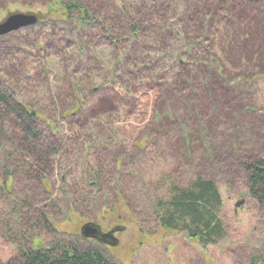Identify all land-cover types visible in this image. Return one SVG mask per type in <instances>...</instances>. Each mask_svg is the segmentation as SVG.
I'll list each match as a JSON object with an SVG mask.
<instances>
[{"label":"trees","instance_id":"trees-1","mask_svg":"<svg viewBox=\"0 0 264 264\" xmlns=\"http://www.w3.org/2000/svg\"><path fill=\"white\" fill-rule=\"evenodd\" d=\"M170 1L41 0V4L46 7L45 12L39 11V21L26 29L47 27L51 30L52 27L61 26L65 31L63 35L56 39L51 31L44 43L38 41L35 44L34 50L41 53L49 45L67 49L73 40L77 44L76 55H72L74 69L84 57L92 60V56H87L90 53L84 50L86 47L91 51V47L86 44H92L96 37L104 36L113 50L115 68L121 74L112 71L110 79L96 87L92 86L89 94L98 92L103 107L114 105L116 100L134 109L141 91L161 87L159 80L163 73L147 80H143L142 73L155 70L157 61L164 58V41L172 34L171 29L178 26L185 37L184 51L170 61L178 66L174 83L177 91H188L186 94L190 96L200 92L208 94L212 112L219 115L222 108L216 105L218 97L225 100L232 97L236 85L227 81L221 59L210 54L211 39L217 37L215 17L223 14V17L226 16L223 19H228L226 21L229 24L234 22L230 19L234 13L237 27L232 29L255 30L257 38L253 39L250 31L245 39H239L235 44L230 42V47L234 53L247 51V44L251 48L257 47L254 56L261 61L264 59V0H178V9L172 11L169 17L174 22L169 26L167 14ZM7 8V0H0V10ZM192 30L196 33L195 38L189 35ZM4 36H0V39ZM151 47L156 51L154 60L150 59L153 52ZM30 55L24 53L20 58L27 60ZM195 57H198L197 64L200 66L195 69L204 73L199 82H195L194 69L187 62ZM27 64L18 62L13 53H7L6 50L0 52V236L9 240L15 250V255L5 264H115L101 249L83 246L78 242L81 237L90 239L82 236L81 229V237L77 235V241H51L45 244L41 240V233L48 234L57 228L56 224L62 223L58 219L59 212L67 210L71 214L77 203L83 212L96 207L94 215L97 220L92 221L94 223L107 221L106 215L109 213L125 215L128 211L133 215L134 209H131L133 207L128 197L121 192L113 194L111 200H99L101 195L98 197L97 193L104 189L102 172L97 165H91L89 159L99 157L103 152L112 150V147L103 138L102 121L100 124L93 122L94 108L86 109L85 95L69 79L67 88L73 93L68 97L71 99L68 103L61 86L57 84L55 90L50 86L48 73L44 75L35 69V73L31 74V69L25 68ZM259 74L251 80L255 76L259 78ZM33 75L38 80L42 78L47 88L46 99L37 97L31 98V102L25 101L24 84L32 82ZM236 82L244 84L248 80L238 79ZM29 93L35 94L32 89ZM104 94L105 98L106 95L110 98L105 100ZM234 101H240L238 96ZM253 107L252 102L231 107L226 112V119H232L233 122L235 119L255 117L253 112L259 111ZM128 114L129 111H122V118L126 120ZM164 116L163 119L169 118L167 114ZM195 119L201 118L197 116ZM198 122L199 127L196 129L189 121L181 128L187 145L204 133L203 125ZM98 138L102 143L96 145L94 142ZM142 138L133 141L134 149L145 146L150 138L149 133ZM253 138L260 148L248 144L244 150L235 143L228 149L214 142L205 144L200 165L202 171L186 182L166 180L164 192L155 197L152 206L158 223L164 228L185 233L203 247L224 240L227 231L221 218L222 195L212 177L214 175L209 173L211 171H203L205 167H217L215 170L218 173L240 175L249 196L264 207V125L260 126ZM222 151L225 152L224 158ZM114 159L119 161V158ZM72 162L82 165V188L77 187L71 178L68 168ZM224 183L231 186V178H226ZM83 212L81 217H84ZM124 215L120 216L119 222H123Z\"/></svg>","mask_w":264,"mask_h":264},{"label":"rangeland","instance_id":"rangeland-1","mask_svg":"<svg viewBox=\"0 0 264 264\" xmlns=\"http://www.w3.org/2000/svg\"><path fill=\"white\" fill-rule=\"evenodd\" d=\"M129 1L132 0H127ZM7 3L9 8L0 10V21L13 12L44 13L46 10L41 0H7ZM176 9H178V0H171L167 14L168 25L174 22L169 17ZM236 17L234 13L231 15L230 19L234 22L229 23L230 25L227 24L228 19H223L226 18L223 14L215 17V34L218 38L213 37L209 47L210 54L220 58L224 64L227 81L233 86L236 85L232 97L229 96L227 100L218 97L216 105L222 108V113L219 115L212 112V106L209 105L211 97L208 94L200 92L198 95L190 96L186 94L188 91H177L174 83L178 66L170 61L175 60L179 53L184 51L185 37L181 35L178 26H175L176 29H171L172 34L164 41L165 48L162 51L164 58L157 61L155 70L142 73L143 80L163 73V77L161 75L159 80L161 87L141 91L137 107L134 109L129 104L116 100L114 105L103 107L98 92L89 94L92 86L96 87L97 84L110 79L112 71L115 70L117 75L121 74V71L115 68L113 50L104 36L96 37L92 44H86L91 47H89L91 51L86 47L84 50L90 53L87 56H92V60L84 57L75 69L72 55H76L77 44L73 40L67 49L45 45L47 47L44 46L45 49L41 53L34 50L35 44L38 41L44 43L51 31L56 35V39L63 35L65 31L61 26L54 29L52 27L51 30L47 27H38L35 30L22 28L0 39V52L6 50L7 53H13L18 62H27L25 68L31 69V74L35 73V69L44 75L48 73L51 79L50 86L53 88L57 84L61 86V92L67 97L68 103L71 100L68 97L73 93L67 88L69 79L75 83L78 90L82 91L85 95L86 109L94 108L93 122L100 124L102 121L103 138L109 143L107 145L112 147V150L103 152L99 157L89 159L91 165L95 167L97 165L102 172L104 189L97 193L98 197L101 195L99 200H111L113 194L121 192L128 197L133 207L131 209H134L133 215L128 211L125 215L107 214L106 219L110 220L108 223L106 220L96 221L104 233L112 232L111 244L92 238L81 239L82 225L97 220L94 215L97 209L93 206L89 212H83L81 205L77 203L71 214L67 210L59 212L58 219L62 223L56 224V229H52L48 234L41 233V240L45 244L51 241L55 243L77 241L78 235L81 237L78 240L81 245L101 249L115 264H254L255 261L256 264H264V207L258 205L249 196L247 186L240 175L218 173L215 170L217 167L215 169L205 167L203 170L205 172L209 170L210 175H214L212 177L216 180L223 199L221 218L227 234L224 240L216 245L203 247L185 233L162 227L156 220L152 206L155 197L164 192L166 180L186 182L198 171H202L200 165L205 144L214 142L220 147L230 149L236 143L244 150L248 144L261 147L256 144L253 137L260 126L264 125V59L261 61L255 59L257 47L251 48L250 44H247V51L244 52L234 53L231 50L230 42L235 44L237 40L245 39L251 31V29H232L237 27ZM255 33H257L255 30L251 31L253 39L257 38ZM189 35L195 38L196 33L192 30ZM245 46L246 43L243 47ZM150 50L153 51L150 59L154 60L155 48L151 47ZM24 53L31 54L27 60L20 58ZM197 60L198 57H195L187 61L194 69V80L195 78L197 80L195 82H199L204 77L202 70L195 69L200 67ZM164 71H166L165 75ZM257 73L261 76L259 78L255 76L251 80ZM246 78L247 83L236 82L238 79ZM31 79L32 82L24 84L25 101L31 102V98L37 97L46 99L47 88L41 81L42 78L38 80L33 75ZM31 89L34 95L29 93ZM236 96L240 101H234ZM103 97L105 100L110 98L107 95L105 98V94ZM242 101L254 103L253 109L257 107L259 112H253L255 117L252 118L228 121L226 112L231 107L236 108L242 104ZM125 110L129 111L126 120L122 118V111ZM165 114L169 115V118L163 119ZM197 116L201 119H195ZM188 121L195 129L199 127L198 121H200L204 129V133L199 134L189 145L181 131ZM148 133L150 138L145 146L134 149L133 141L141 139ZM99 140L101 139H96L94 143L101 144ZM224 154L225 152L222 151V158ZM114 157L119 158V161L116 162ZM70 165L67 168L70 169L73 183L82 188V165L80 162L77 164L72 162ZM226 178H231L229 187L224 183ZM240 201L243 203L238 205ZM82 212L84 217L80 216ZM121 215H124L123 222L118 221ZM10 243L0 236V264H5L15 255ZM253 257L254 261H252Z\"/></svg>","mask_w":264,"mask_h":264},{"label":"water","instance_id":"water-1","mask_svg":"<svg viewBox=\"0 0 264 264\" xmlns=\"http://www.w3.org/2000/svg\"><path fill=\"white\" fill-rule=\"evenodd\" d=\"M39 14L34 12H13L8 14L2 21H0V36L10 34L22 28L35 25L39 21ZM35 115L34 112H32ZM240 201L238 205L242 204ZM112 232L104 233L100 225L94 222H87L81 227V234L85 238L96 239L100 242L113 243ZM112 239V240H111Z\"/></svg>","mask_w":264,"mask_h":264},{"label":"flooded vegetation","instance_id":"flooded-vegetation-1","mask_svg":"<svg viewBox=\"0 0 264 264\" xmlns=\"http://www.w3.org/2000/svg\"><path fill=\"white\" fill-rule=\"evenodd\" d=\"M254 260H255V258L253 257L252 261H254ZM254 264H256V261L254 262Z\"/></svg>","mask_w":264,"mask_h":264}]
</instances>
